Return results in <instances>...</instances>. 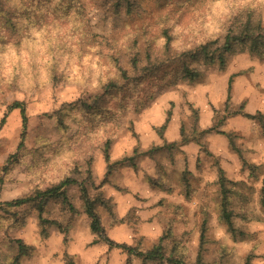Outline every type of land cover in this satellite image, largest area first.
Listing matches in <instances>:
<instances>
[{"label": "rangeland", "instance_id": "rangeland-1", "mask_svg": "<svg viewBox=\"0 0 264 264\" xmlns=\"http://www.w3.org/2000/svg\"><path fill=\"white\" fill-rule=\"evenodd\" d=\"M82 1L92 30L99 34L117 33L129 22L111 14L112 0ZM256 1L264 26V1ZM157 9L148 2L144 17L152 18ZM140 21L131 24L138 26ZM193 64L202 73L198 78L173 79L174 66H170L145 81L136 108L106 117L68 106L79 100L91 102L101 92L96 83L66 77L25 89L1 82L0 202L45 187L71 167L68 162L77 160L80 171L91 169L93 185L91 180L86 182L89 192L100 191L111 200L113 214L103 206L97 211L104 233L114 242L150 248L169 222L193 260L206 216L207 261L244 264L249 256L248 264H264V137L258 119L241 114L264 111V53H232L221 69L217 62ZM229 79L227 114L224 100ZM15 101L23 102L27 115L20 148L21 116L18 108H9ZM105 135L112 137L111 162L131 157L112 164L107 176L101 145ZM220 169L234 225L244 232L237 239L219 220ZM72 175L82 179L78 173ZM68 193L78 213L69 212L58 201L49 202L45 209L47 215L68 225L66 243L56 225L41 231L32 206L20 208L14 219L2 220L0 236L21 238L32 247L21 257V264H65V251L74 264H140L135 255L109 247L92 233L78 189L71 187Z\"/></svg>", "mask_w": 264, "mask_h": 264}, {"label": "trees", "instance_id": "trees-1", "mask_svg": "<svg viewBox=\"0 0 264 264\" xmlns=\"http://www.w3.org/2000/svg\"><path fill=\"white\" fill-rule=\"evenodd\" d=\"M94 1L89 0L90 4ZM148 2L158 7L150 19L144 17ZM256 5L255 0H112L111 14L125 17L129 22L124 30L104 35L92 30L90 16L82 0H0V83L32 89L66 77L81 78L98 84L101 92L91 102L79 100L67 104L70 110L101 117L120 114L136 108L145 81L159 76L170 66H174L170 72L173 79L194 80L202 74L193 64L195 62H217L221 69L232 53L249 51L262 55L264 26ZM136 20H141L139 25L132 26L131 22ZM230 81L224 100L227 114H230ZM9 108H18L21 116V140L17 146L20 148L24 145L27 126L25 107L23 102L15 101ZM213 111L216 113L217 110ZM241 114L257 118L264 137V111ZM57 118L63 125L64 118L59 113ZM105 126L109 127L107 123ZM111 138L105 135L101 142L106 162L105 176L112 164H121L131 158L125 156L111 162ZM229 144L233 147L231 140ZM67 164L71 167L62 169L60 176L45 187H35L26 194L1 201L0 224L2 220L14 219L20 208L32 206L37 211L41 231L46 232L47 227L56 225L63 232V242L66 243L68 225H63L56 216L47 215L45 209L49 202L58 201L69 212L78 213L68 193L71 187H76L82 211L89 219L90 231L109 247H118L135 255L140 264H218L204 257L206 216L201 222L193 260L188 258L169 222L150 248L138 249L128 243L114 242L104 233L97 211L98 206H103L113 214L110 198L104 197L100 191L95 195L89 192L86 182L91 180L90 185H93L91 169L80 171L77 160ZM6 166L3 165V170ZM73 172L82 175V179L73 176ZM2 182L3 177L0 176V184ZM225 182L220 169L219 220L237 239L244 232L234 225ZM31 250L32 247L21 238L6 233L0 236V264H21V257ZM63 257L65 264H74L68 252L65 251ZM249 258L244 264L249 263Z\"/></svg>", "mask_w": 264, "mask_h": 264}]
</instances>
